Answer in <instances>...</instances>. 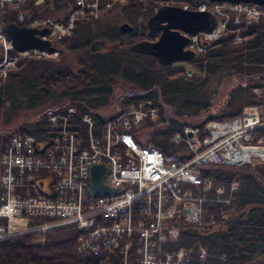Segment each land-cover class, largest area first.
<instances>
[{
  "label": "built area",
  "instance_id": "built-area-1",
  "mask_svg": "<svg viewBox=\"0 0 264 264\" xmlns=\"http://www.w3.org/2000/svg\"><path fill=\"white\" fill-rule=\"evenodd\" d=\"M24 2L0 0V15L5 8L21 9ZM114 2L118 1L106 0L102 8ZM97 5L98 0H73L63 17L27 14V27H45V32L37 34L48 41L44 46L14 47L1 16L0 77L21 59L55 57L58 48L53 43L70 33L77 17L96 16ZM196 8L216 19L211 29L188 35L184 47L197 52L203 50L201 41L224 32L229 18L234 23L238 15L242 22L264 18V4L253 2H200ZM240 40L238 34L231 37L232 43ZM190 72L186 69L184 74ZM251 92L264 94V85L251 87ZM144 102L104 120L96 133L87 111L79 115L82 130L70 127L67 118L75 111L72 104L47 111L39 136L28 131L11 133L0 155V239L72 224L80 256L75 264H184L192 254L206 257V248L199 242L180 241V224L199 226L205 222L201 202L228 203L229 196L222 195L221 186L212 185L201 166L264 161V136L259 142L250 140L251 131L264 126V102L246 104L236 115L208 119L200 126L181 125L169 137L182 146L175 152L177 160H166L160 149L137 143L128 131L143 117L153 119L155 108L149 100ZM255 149H262V154ZM93 163L104 166L101 183L112 190L88 192ZM235 188L231 181L228 193ZM30 218L38 220L30 225Z\"/></svg>",
  "mask_w": 264,
  "mask_h": 264
},
{
  "label": "trees",
  "instance_id": "trees-1",
  "mask_svg": "<svg viewBox=\"0 0 264 264\" xmlns=\"http://www.w3.org/2000/svg\"><path fill=\"white\" fill-rule=\"evenodd\" d=\"M167 1L168 4L186 3L189 8L196 7L197 2H206ZM162 4V0H125L121 7L129 11L127 13L141 15L146 20ZM71 7L73 0H26L20 8L30 15L58 18L63 17ZM6 11L2 17L6 21H15L16 13L10 9ZM95 20L94 17L75 19L70 33L61 39L63 44H59L56 57L47 58L45 63L33 61L41 59H21L14 69L0 77V91L6 82L11 83L8 87L15 93L19 88L16 100H23L26 97L25 87L37 81L45 89L43 95L36 96L31 105L33 111L25 119L20 118L15 127L0 131V155L13 132L28 131L39 136L44 128L45 113L49 110L72 104L75 111L67 119L70 127L80 130L83 126L79 115L87 111L96 133L104 120L129 105L149 100L155 108L153 119L143 117L128 131L137 143L160 149L166 160H177L179 156L175 152L181 144L173 143L169 137L181 125L200 126L208 119L236 115L246 104L264 102V94L251 92V87L264 85L262 17L239 23L228 19L223 33L204 41L203 50L184 62L193 66L189 68L192 73L189 77L183 75L186 70L183 62L159 64L152 55L129 47L135 41L150 37L146 29L143 31L146 25L137 28L130 24V31L120 33L117 29H93ZM234 34L241 37L240 42H231ZM97 47H102V50ZM220 70L233 80L229 89L237 86L241 90L242 102L227 108L222 102L226 99L223 96L213 102L206 101L201 106L196 104L195 110L185 115L180 108L185 100L178 102V96L194 91L207 74ZM142 104L146 105L145 102ZM174 105L176 108H173ZM262 136L264 126L253 129L250 140L259 142ZM201 171L210 176L213 186L222 187V195H228L229 202L205 199L201 202L205 222L199 226L180 224V241L187 245L199 242L207 251L205 260H196L192 254L184 264L263 263L264 161L205 164L201 166ZM231 181L236 188L228 193ZM223 211H226L224 217L221 216ZM233 214L237 215L235 220L224 222ZM207 219H212V222L208 223ZM37 220L30 218L28 222L31 225ZM76 231L74 225L64 224L7 235L0 239V264H75L80 259L75 249ZM222 254L223 259L220 258Z\"/></svg>",
  "mask_w": 264,
  "mask_h": 264
},
{
  "label": "water",
  "instance_id": "water-1",
  "mask_svg": "<svg viewBox=\"0 0 264 264\" xmlns=\"http://www.w3.org/2000/svg\"><path fill=\"white\" fill-rule=\"evenodd\" d=\"M235 2H254L264 4V0H208ZM26 15L24 12L17 13V22L8 21L3 25L6 37L11 40L14 47L24 48L32 45L44 46L48 41L42 40L37 34L45 32V27L35 29L23 24ZM215 24V19L206 10L184 8L175 4H162L158 6L147 18L146 26L148 33L158 32L153 40L140 39L129 45L135 51H141L155 57L157 63L168 64L176 61H184L191 58L194 52L184 48L188 37L199 30H209ZM131 25L125 21L117 25L120 33L131 30ZM204 43V41L202 42ZM104 166L93 163L89 167L90 183L88 192L92 195L106 193L107 186L101 183ZM236 214L225 218L224 222L236 219Z\"/></svg>",
  "mask_w": 264,
  "mask_h": 264
},
{
  "label": "rangeland",
  "instance_id": "rangeland-1",
  "mask_svg": "<svg viewBox=\"0 0 264 264\" xmlns=\"http://www.w3.org/2000/svg\"><path fill=\"white\" fill-rule=\"evenodd\" d=\"M105 1L106 0H98L96 16H91V17L96 18L95 22L97 26L94 25L93 29L94 28H98V29L103 28V29H108V30L117 29V25L123 21L129 22V24L137 28H142V26L146 24V21L144 19L145 17L141 15H137V14L132 15L130 13H127L129 11H125L121 7L122 3H124L125 0H122V1L117 0L118 2L112 3L111 7L109 6V10H107L108 7L102 8L103 3ZM162 3L168 4L169 2L167 0H162ZM171 4H174V3H171ZM7 9L8 8H5L3 13H6ZM2 14L0 15V17L2 16ZM228 15L233 16V13L229 12ZM239 22H242V21H241L240 16L238 15V23ZM232 23L234 22L232 21ZM145 29L146 27L143 28V31H145ZM155 37H156V33H152L150 37L147 36L144 39L153 40ZM59 43L62 45L63 41H60ZM59 43L54 42L53 45L59 46ZM104 43H106V41H104ZM96 49L102 50V47L101 48L97 47ZM46 60L48 59L42 58L40 61L39 60H33V61L45 63ZM183 64L186 66V69H189V68L192 69L193 67L191 63L185 64L183 62ZM190 74L192 73L190 72ZM183 75L184 77H189L186 74H183ZM232 82L233 80H231L230 78H227L226 75H224V71H221V70L213 74H207L204 77L203 81L197 85L194 91L190 93H186L185 95H179L177 98V101L181 102V100H185L184 105L180 107L185 115H188L190 112L195 110L194 106L196 104L201 106L206 101L213 102L214 100L222 99L223 96H226V99L223 100L222 102L226 104L227 108L234 107L237 104L242 102V93H241V90L237 86H234L233 88L229 89L228 86ZM10 84H11L10 82H6L4 89L0 91V131L6 128L15 127L16 124L19 122L20 118L25 119L26 115L33 111V106L31 105H32V102H34L36 96L38 94L43 95V93L45 92L44 86L40 85L39 82L37 81L36 84L34 85L31 84L30 86L27 85L25 87L26 97L23 100H19V99L16 100L15 94L19 93V88L17 89V92L15 93L13 90H11L8 87ZM173 108H176V106L174 105ZM174 115L176 117H180L178 113H174ZM181 149H182V146L179 145L178 150L180 151ZM254 158H257V157H254ZM252 162H259V161H256L255 159H253ZM223 212H226V211H223ZM40 238L41 237H39L38 239L40 240ZM223 256H224L223 254L220 255V258L223 259ZM205 258L206 257H204L203 259H199V258H195V259L203 261L205 260ZM256 260H259V258ZM261 264H264V262Z\"/></svg>",
  "mask_w": 264,
  "mask_h": 264
},
{
  "label": "bare ground",
  "instance_id": "bare-ground-1",
  "mask_svg": "<svg viewBox=\"0 0 264 264\" xmlns=\"http://www.w3.org/2000/svg\"><path fill=\"white\" fill-rule=\"evenodd\" d=\"M257 154H262V149H255Z\"/></svg>",
  "mask_w": 264,
  "mask_h": 264
},
{
  "label": "flooded vegetation",
  "instance_id": "flooded-vegetation-1",
  "mask_svg": "<svg viewBox=\"0 0 264 264\" xmlns=\"http://www.w3.org/2000/svg\"><path fill=\"white\" fill-rule=\"evenodd\" d=\"M146 30L148 31V29L146 28ZM155 33V32H154ZM150 34V33H149ZM142 39H144V38H142ZM101 41H99L98 43H100ZM99 45H101V44H99Z\"/></svg>",
  "mask_w": 264,
  "mask_h": 264
}]
</instances>
